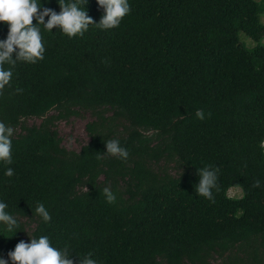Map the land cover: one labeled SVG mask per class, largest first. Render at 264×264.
<instances>
[{
  "label": "trees",
  "instance_id": "obj_1",
  "mask_svg": "<svg viewBox=\"0 0 264 264\" xmlns=\"http://www.w3.org/2000/svg\"><path fill=\"white\" fill-rule=\"evenodd\" d=\"M41 3L59 11L56 0ZM129 4L113 29L90 25L69 38L41 26L44 59L18 62L0 92V121L15 129L13 162H0V199L20 222L11 237L0 230V257L48 235L99 264H212L215 255L264 264V0ZM85 9L99 22L96 0ZM6 34L0 23V39ZM83 116L89 141L75 152L55 122ZM109 139L128 149L126 160L103 154ZM206 165L218 169L212 200L195 192ZM37 201L51 213L47 224L32 213Z\"/></svg>",
  "mask_w": 264,
  "mask_h": 264
},
{
  "label": "clouds",
  "instance_id": "obj_2",
  "mask_svg": "<svg viewBox=\"0 0 264 264\" xmlns=\"http://www.w3.org/2000/svg\"><path fill=\"white\" fill-rule=\"evenodd\" d=\"M48 0H44L46 4ZM59 11L45 7L41 0H0V23L7 25L6 38L0 39V92L10 86L13 69L18 62L35 64L44 59L45 45L43 43L42 28L45 32L59 29L69 38L83 36L90 25H96L101 30L116 28L121 20L130 13L129 0H96L103 14L99 22H94L88 16L85 5L87 0H56ZM47 17V20L45 18ZM35 20V23H33ZM42 26V28H41ZM7 65L8 67H5ZM22 89L17 88L16 92ZM197 119L205 118L204 111L197 109ZM15 129L4 121H0V162L11 165L12 137ZM103 154L126 160L129 156L127 148L121 146L118 139L104 142ZM199 177L195 192L208 200L213 199V188L217 186L218 169L206 165L197 169ZM4 175L12 177L14 169L7 167ZM255 187L260 186L257 180ZM103 195L107 203L116 201V195L109 187H104ZM8 204L0 199V230L11 233V237L19 229V220L8 210ZM32 213L47 224L51 221V213L44 203L37 201ZM8 259L0 257V264H99L91 252L76 255L70 246L55 247L48 235L29 237V241H19L13 250L9 251ZM73 256L76 259H73Z\"/></svg>",
  "mask_w": 264,
  "mask_h": 264
},
{
  "label": "rangeland",
  "instance_id": "obj_3",
  "mask_svg": "<svg viewBox=\"0 0 264 264\" xmlns=\"http://www.w3.org/2000/svg\"><path fill=\"white\" fill-rule=\"evenodd\" d=\"M264 21V19H263ZM240 40L241 42L246 45L247 47H253L255 46V43L247 38L243 33H240ZM264 45V39L261 42ZM82 113V111H79ZM52 115H57L56 112H52ZM41 120L39 119H31L27 122L28 125H38ZM89 122V118L87 116L83 117H71L68 120H58L55 122V129L58 132V135L62 138L63 145L72 151L78 152L80 148L87 144L89 141V138L85 131V125ZM120 131V130H119ZM162 167L165 168L163 163H159L158 165H155L156 170H160ZM166 169H168V172L171 175L176 176L178 174L177 169L170 165ZM228 195L232 198H239L241 196L240 189L237 188H231L228 192ZM23 222H26L23 220ZM33 227L29 225L26 228V238L27 239L31 232ZM212 264H224L223 260L215 255L213 259L211 260Z\"/></svg>",
  "mask_w": 264,
  "mask_h": 264
}]
</instances>
